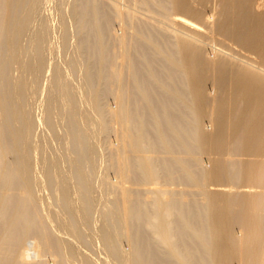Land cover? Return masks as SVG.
Masks as SVG:
<instances>
[{
	"label": "bare ground",
	"instance_id": "1",
	"mask_svg": "<svg viewBox=\"0 0 264 264\" xmlns=\"http://www.w3.org/2000/svg\"><path fill=\"white\" fill-rule=\"evenodd\" d=\"M52 1L0 0V264H87L79 246L94 235L99 252L128 264H264V0ZM66 4L82 31L71 59L66 18L54 36L48 12ZM76 68L81 92L67 76ZM43 72L39 122L57 135L60 117L59 149L35 134L29 107ZM108 122L117 174L97 224L88 165ZM159 176L150 192L138 187ZM184 176L194 189L176 187ZM43 180L62 233L39 207Z\"/></svg>",
	"mask_w": 264,
	"mask_h": 264
},
{
	"label": "rangeland",
	"instance_id": "2",
	"mask_svg": "<svg viewBox=\"0 0 264 264\" xmlns=\"http://www.w3.org/2000/svg\"><path fill=\"white\" fill-rule=\"evenodd\" d=\"M67 1L69 2V0H67ZM70 1L71 2H69V4H71L74 0H70ZM52 3L53 4L55 3L56 6L59 5L57 0H53L51 2V4ZM55 4L53 6H55ZM53 6H51V7H53ZM64 7H66V9H67L68 5L66 4V5H62L61 7L59 6L60 11H56V10H58L57 9L58 7H56V8L53 7L48 12H50L49 15L51 18L50 24L52 27V29H51L52 35H54V32L57 35V33H58L57 31H59V25H60L59 18H60V16L64 15V19L66 18V23L69 27V33H70L72 40H70V42H69L67 52L65 53V57L68 59H71V58H74L77 54L76 53V49H77L76 43H77V38H78V32H82V31L77 30L76 18H74V16L72 14L69 15V13L67 11H65L66 9ZM51 11H53V12L51 13ZM112 21H113L112 27H114L117 31L120 30L119 29L120 26L118 25L117 18L112 20ZM56 35H54V36H56ZM56 43L57 44L60 43L59 37H56L54 44H56ZM49 48H50V46L48 47V50H46V55L50 58V57H53L54 52L52 51V48L50 50H49ZM47 67H49V66H47ZM48 76H49V74L47 72L46 73L43 72L41 74L40 85L38 87L36 94H34L31 97L29 107L31 108V110L33 111V113L36 116L35 134L43 135L42 133H44L43 136L48 135L47 137H48L49 143L55 149H59L60 142H61V139L59 136L63 137V134H64V130L60 125V117L58 115H56V123H57L56 129H57V135L58 136L57 135H50L46 125L44 123L39 122V120L43 119V110L45 108L44 100L47 98L48 90H49V83H47L48 82L47 80H49ZM67 76L71 80V82L76 86L78 91L81 92V88H82L81 70H79V69L77 70V68H76V71L73 72L72 70L69 69ZM99 100H100L99 104L105 110L109 109V108H113L115 106V94L109 88L104 90V93L100 95ZM82 107H84L88 111L92 110L91 107H89L85 102L82 104ZM115 126H117V122H114V123L110 122L109 127L105 131H103V132L100 131L97 134L96 140L94 142L95 154L90 159V163L88 165L91 169L90 178H92V180H93V188L90 191V198H91L92 206H93V217H94L97 224L101 223V217L99 214L100 212L97 213L96 209L99 208L101 210L102 207L104 206V201L106 202L107 197H109V195H107V190H106L107 186L104 183V181L108 180V179L109 180L115 179L116 174H117L116 166H114V164H113L114 159L110 156L109 148H108L110 143L116 142L115 141V130H114ZM80 155H81L80 157L84 156V154H80ZM201 156H203L202 153H201ZM38 158H39V154L36 151L33 154L32 160H33L34 164L36 163V170H38L41 179H43L44 175H45L44 174L45 169L47 168V164L43 163V162L37 163ZM85 160L87 161V158ZM181 173H184V171H182ZM184 177H185V180H183L184 183H182L179 180H177L178 182L176 181L177 183L175 182L177 184L176 187L185 186V187H189L191 189H194L195 186H193L192 184H189L191 176H184ZM163 183H164L163 177L159 176L157 183L156 182H146V183L138 184V187H140V189H142V191L146 193L147 191L150 192L151 189H153L156 186H160ZM127 184L131 185L130 183H127ZM37 194H38V204H39V207L41 208L42 215L44 216L43 217L44 220H46L47 223L51 225L52 230H54V232L62 233L58 219L60 217L64 216L63 208H62V206L57 204V202L55 201L54 195L47 188L44 180H43V182H41V184H39L37 186ZM199 196L200 195H197V197H199ZM70 198L75 199L76 198L75 194H70ZM52 213L55 216L57 215L58 219H56L55 216L52 215ZM145 228L148 231V234H151L152 231L154 230V227H152L151 224H149V223L145 225ZM29 240H31V238H29L27 241H29ZM119 240H120V246L126 250L128 247V242L126 240L125 234L122 231L119 234ZM79 247H80L81 252L83 251L86 254L90 253L89 257H84V256L82 257V255H80L77 258V260L79 262H85L87 264H128L124 261L111 260V259L107 258L104 253L99 252V249L101 247V242H100V240H97L96 235L92 236L87 244H84V245L81 244ZM44 249H46V250L43 251V254H44L43 257L46 260H48V262H51L52 258H51L49 249L48 248H44ZM234 264H239V263L237 261H234Z\"/></svg>",
	"mask_w": 264,
	"mask_h": 264
}]
</instances>
